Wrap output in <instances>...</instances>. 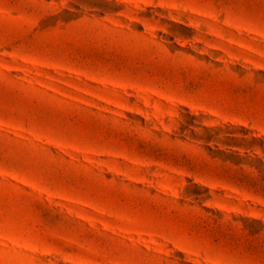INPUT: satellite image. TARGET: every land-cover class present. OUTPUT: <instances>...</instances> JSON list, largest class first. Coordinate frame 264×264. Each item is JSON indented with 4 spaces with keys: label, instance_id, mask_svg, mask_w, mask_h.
<instances>
[{
    "label": "rangeland",
    "instance_id": "obj_1",
    "mask_svg": "<svg viewBox=\"0 0 264 264\" xmlns=\"http://www.w3.org/2000/svg\"><path fill=\"white\" fill-rule=\"evenodd\" d=\"M0 264H264V0H0Z\"/></svg>",
    "mask_w": 264,
    "mask_h": 264
}]
</instances>
